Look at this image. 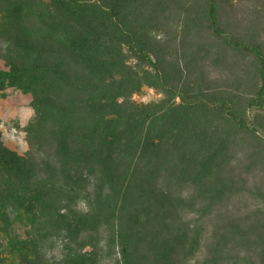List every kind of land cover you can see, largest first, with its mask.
I'll return each instance as SVG.
<instances>
[{
    "label": "trees",
    "instance_id": "obj_1",
    "mask_svg": "<svg viewBox=\"0 0 264 264\" xmlns=\"http://www.w3.org/2000/svg\"><path fill=\"white\" fill-rule=\"evenodd\" d=\"M146 4L0 0V95H29L35 111L25 152L0 133V264H192L201 254L190 216L233 194L232 138L259 132L251 113L264 109V87L238 105L213 91L198 29L263 67L264 54L226 35L216 0L205 18L183 9L194 41L162 54L153 29L165 11ZM144 87L162 98L136 102ZM221 230L197 264H224L238 246L264 264V222Z\"/></svg>",
    "mask_w": 264,
    "mask_h": 264
},
{
    "label": "rangeland",
    "instance_id": "obj_2",
    "mask_svg": "<svg viewBox=\"0 0 264 264\" xmlns=\"http://www.w3.org/2000/svg\"><path fill=\"white\" fill-rule=\"evenodd\" d=\"M146 5L157 9L163 15L157 16L153 29L155 44L162 54L175 51L184 40L188 46L194 41V25L186 21L183 9L192 5L200 6L202 18L207 16V0H144ZM219 20L226 35L236 40L258 45L264 54V0H216ZM208 27V26H207ZM206 25L198 29L201 43L205 48L204 61L208 86L215 92L231 96L236 104L257 99L264 87V67L251 53L238 52L227 48L222 38L212 35ZM0 67L3 64L0 63ZM162 95L144 87L134 96L138 103L158 101ZM31 98L15 89H7L0 95V133L6 145L23 153L28 146L24 128L34 117L35 111L29 106ZM251 120L258 133H236L232 138V159L229 171L236 181L232 195L223 197L215 206L201 215L194 212L192 223L202 225L201 254L197 260L208 258L215 242L222 236V228L235 221L240 225L264 222V109L251 113ZM207 206V204H205ZM230 259L224 264H251L245 259L252 247H236ZM255 252V249H253ZM226 255V254H225Z\"/></svg>",
    "mask_w": 264,
    "mask_h": 264
}]
</instances>
